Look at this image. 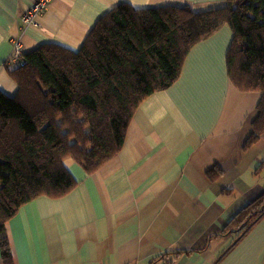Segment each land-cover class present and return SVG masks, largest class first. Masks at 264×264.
I'll list each match as a JSON object with an SVG mask.
<instances>
[{
    "label": "crops",
    "instance_id": "1",
    "mask_svg": "<svg viewBox=\"0 0 264 264\" xmlns=\"http://www.w3.org/2000/svg\"><path fill=\"white\" fill-rule=\"evenodd\" d=\"M35 1L0 0V92L9 97L15 39L23 54L49 43L76 52L119 4L206 12L226 0H51L39 26L23 28ZM231 39L225 25L193 46L177 81L142 101L97 171L66 160L75 188L30 201L5 224L13 264H264V214L241 238L229 228L264 191V134L247 145L261 95L230 83Z\"/></svg>",
    "mask_w": 264,
    "mask_h": 264
},
{
    "label": "trees",
    "instance_id": "2",
    "mask_svg": "<svg viewBox=\"0 0 264 264\" xmlns=\"http://www.w3.org/2000/svg\"><path fill=\"white\" fill-rule=\"evenodd\" d=\"M229 26L226 66L240 92L259 93L247 145L264 134V0H226L222 8L135 9L102 16L73 52L43 44L11 72L17 92H0V253L13 264L5 224L38 197L59 199L76 186L66 160L86 174L121 149L136 109L169 88L196 44ZM264 214V191L229 224L241 238Z\"/></svg>",
    "mask_w": 264,
    "mask_h": 264
},
{
    "label": "built area",
    "instance_id": "3",
    "mask_svg": "<svg viewBox=\"0 0 264 264\" xmlns=\"http://www.w3.org/2000/svg\"><path fill=\"white\" fill-rule=\"evenodd\" d=\"M51 0H37L34 4L21 16V24L23 28L39 26L37 18L43 14L49 6ZM23 54V46L20 40H13V54L9 62L13 63L15 67H23L25 65Z\"/></svg>",
    "mask_w": 264,
    "mask_h": 264
},
{
    "label": "rangeland",
    "instance_id": "4",
    "mask_svg": "<svg viewBox=\"0 0 264 264\" xmlns=\"http://www.w3.org/2000/svg\"><path fill=\"white\" fill-rule=\"evenodd\" d=\"M233 35V34H232Z\"/></svg>",
    "mask_w": 264,
    "mask_h": 264
}]
</instances>
